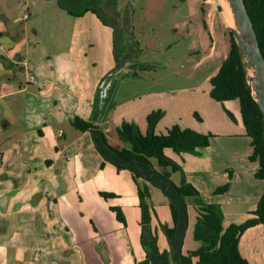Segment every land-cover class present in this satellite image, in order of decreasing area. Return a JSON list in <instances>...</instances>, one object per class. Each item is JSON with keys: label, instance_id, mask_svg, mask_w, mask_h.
Here are the masks:
<instances>
[{"label": "crops", "instance_id": "1", "mask_svg": "<svg viewBox=\"0 0 264 264\" xmlns=\"http://www.w3.org/2000/svg\"><path fill=\"white\" fill-rule=\"evenodd\" d=\"M42 2L55 4L56 0ZM35 5L34 0H0V264H151L140 244L141 211L129 172L104 162L91 134L71 125L79 118L106 132L108 113L119 103L105 100L109 86L104 83L86 90L51 78L55 66L51 68L49 60L70 52L72 41L61 32L53 38L40 20L32 19L35 14L40 18ZM217 6L228 31L219 0ZM62 62L57 66L62 67ZM138 62L141 69L123 63L119 77H138L154 69ZM42 63L48 73L40 68ZM24 66L31 69L35 85L26 82ZM98 90L103 98L95 111ZM130 122L145 129L141 122ZM248 147L247 157L250 140ZM250 163L249 174L257 168ZM258 199L255 196L250 211ZM153 206L151 228L159 249L167 250L160 225L172 226L170 211L160 214ZM112 208L120 211L123 222ZM258 230L264 237L260 225L245 233ZM200 245L195 241L185 254ZM241 254L249 264H264V252Z\"/></svg>", "mask_w": 264, "mask_h": 264}, {"label": "rangeland", "instance_id": "2", "mask_svg": "<svg viewBox=\"0 0 264 264\" xmlns=\"http://www.w3.org/2000/svg\"><path fill=\"white\" fill-rule=\"evenodd\" d=\"M34 1L40 18L35 14L32 19L40 20L53 38L58 39L61 32L72 41L70 52L49 60L53 63L51 68L55 66L51 78L64 84L82 85L86 90L104 83L109 86L105 100L112 105L119 103L116 108H110L107 116L109 129L103 130L106 143L112 148L129 149V144L118 139L116 129L123 122L135 120L143 124L144 130L137 128L145 135L147 117L158 112L160 115L153 129L155 135L165 133L172 125L210 135L206 148L179 154L164 151L181 170L172 172L170 181L179 186L183 175L196 189L200 203L219 207L222 232L230 225L242 224L250 218L249 208L255 196L260 199L264 192V177L255 178L257 168L254 173L247 172L252 165L249 161L251 149L247 157L249 140L240 120L238 101L219 103L210 97V79L218 72L230 46L217 0H112L115 2L113 8L121 18L125 15L130 21V34H123L125 38L127 36L126 53L120 46L115 52L112 27H104L90 12H80L84 5L78 0H62L66 8L81 13L77 17L67 15L54 2ZM105 18L108 20L109 16ZM227 23L230 24L228 20ZM117 28L118 35L119 28L123 27ZM59 60L63 61L62 67L57 66ZM141 60L154 69L148 68L138 77L112 75L117 68H123V63L134 65ZM42 65L40 68L48 73L47 67ZM116 84V92L110 100L109 95ZM151 164L158 172L162 171L154 159ZM123 171L129 175L127 170ZM134 185L135 188L143 187L141 181ZM222 187L226 190L217 192ZM146 188L149 206L154 205L160 214L169 211L167 197L156 187L146 185ZM196 206L195 198L185 199L187 225L180 248L182 255H185V248L195 243L192 233ZM261 233L258 230L243 234L239 239L240 254L241 251L264 252ZM157 247L160 248L158 239Z\"/></svg>", "mask_w": 264, "mask_h": 264}, {"label": "trees", "instance_id": "3", "mask_svg": "<svg viewBox=\"0 0 264 264\" xmlns=\"http://www.w3.org/2000/svg\"><path fill=\"white\" fill-rule=\"evenodd\" d=\"M111 1L78 0V3L84 5L80 12H90L103 25L113 28V46L116 52L118 46L122 47L123 50L126 48L122 31L124 29L127 36L130 34V21L125 15L121 18V15L113 8L115 2ZM244 2L264 58V0H244ZM56 3L70 16L77 17L81 14L66 8L62 0H56ZM107 15L109 16L108 20L105 18ZM117 20L123 26L118 35L117 27L115 29L113 24ZM228 33L230 37L229 52L218 72L210 79V97L219 103L238 101L241 123L245 130V136L250 140L251 155L249 161L257 163L255 178L260 180L264 177V126L254 97L248 87L230 30ZM116 59L118 58L115 53ZM141 67L140 62L128 66L129 69H141ZM119 69L121 68L114 70L112 75L119 76ZM100 95L101 90H98L95 97V109L99 108ZM159 115L160 112L152 113L147 117L148 131L145 135H141L133 123L123 122L120 124L116 129L117 137L121 142L129 144V149L110 147L106 143L103 133L92 123L74 118L71 125L79 132L87 131L91 134L95 149L104 162L112 164L117 171L127 170L135 184L138 181L143 183L142 188L137 187L141 211L140 244L151 264H193V260L196 264H249L239 252V239L249 228L260 225L264 230V192L255 209L249 213L250 218L242 224L230 225L222 232V214L219 207L200 203L196 189L185 181L183 175L179 186L172 184L170 174L181 170L164 154L165 150H172L179 154L206 148L209 144L210 135L181 129L177 125L166 129L163 134L155 135L153 133L154 122ZM152 159L156 161L157 166L162 171L158 172L154 169L151 164ZM146 185L158 188L169 202L172 226L160 225V230L168 244V249L161 252L157 247L156 233L151 228V209L147 203L149 193ZM225 190L226 187H222L217 192L222 193ZM100 195L105 198L112 196L106 193H100ZM187 198H195L197 203L192 235L193 239L201 245L199 248L182 255L180 248L187 225L185 207V199ZM111 210L115 212L117 220L123 222L120 211L116 208Z\"/></svg>", "mask_w": 264, "mask_h": 264}, {"label": "water", "instance_id": "4", "mask_svg": "<svg viewBox=\"0 0 264 264\" xmlns=\"http://www.w3.org/2000/svg\"><path fill=\"white\" fill-rule=\"evenodd\" d=\"M230 8L234 27L229 26L238 57L264 126V58L247 14L244 0H225ZM222 5V4H221ZM223 9V5H222Z\"/></svg>", "mask_w": 264, "mask_h": 264}, {"label": "bare ground", "instance_id": "5", "mask_svg": "<svg viewBox=\"0 0 264 264\" xmlns=\"http://www.w3.org/2000/svg\"><path fill=\"white\" fill-rule=\"evenodd\" d=\"M219 2L223 5V14H224L225 20L227 19L228 22L230 23V24L228 23L227 24L231 27H234L233 17H232V14H231V11H230V8L227 2L225 0H219Z\"/></svg>", "mask_w": 264, "mask_h": 264}, {"label": "built area", "instance_id": "6", "mask_svg": "<svg viewBox=\"0 0 264 264\" xmlns=\"http://www.w3.org/2000/svg\"><path fill=\"white\" fill-rule=\"evenodd\" d=\"M24 76L26 78V82L29 83V84H33L35 85L37 82H36V79L31 71V69L27 66H24Z\"/></svg>", "mask_w": 264, "mask_h": 264}, {"label": "flooded vegetation", "instance_id": "7", "mask_svg": "<svg viewBox=\"0 0 264 264\" xmlns=\"http://www.w3.org/2000/svg\"><path fill=\"white\" fill-rule=\"evenodd\" d=\"M114 23H115V24H114V25H115V27H114L115 29H116L117 26H118V27H123L122 24L118 22V20H117L116 22H114ZM120 24H121V25H120ZM117 29H118V28H117ZM120 30H121V28H119V31H120ZM122 32H123V34H124V29H123ZM123 34H122V35H123ZM123 36H124V35H123ZM125 39H126V38H125V36H124V38H123V41H124V42H125ZM125 43H127V42H125ZM127 49H128V46H127V44H126V48L124 49V52H125V53L127 52V51H126ZM123 54H124V53H123Z\"/></svg>", "mask_w": 264, "mask_h": 264}]
</instances>
